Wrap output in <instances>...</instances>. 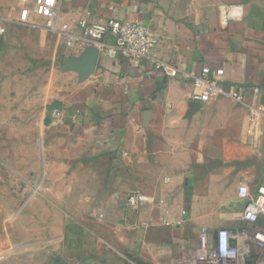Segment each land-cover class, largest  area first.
I'll return each instance as SVG.
<instances>
[{
    "label": "crops",
    "instance_id": "crops-1",
    "mask_svg": "<svg viewBox=\"0 0 264 264\" xmlns=\"http://www.w3.org/2000/svg\"><path fill=\"white\" fill-rule=\"evenodd\" d=\"M23 7L0 0V124L33 115L50 193L76 196L47 217L62 228L45 239L63 244L59 264H182L203 229L237 223L238 187L264 176V117L250 110H264V0H57L51 28L32 9L21 22ZM109 18L143 24L150 57L110 58L82 36L79 21ZM203 67L222 69L243 102L193 101L188 74ZM136 191L148 201L131 208Z\"/></svg>",
    "mask_w": 264,
    "mask_h": 264
},
{
    "label": "built area",
    "instance_id": "built-area-1",
    "mask_svg": "<svg viewBox=\"0 0 264 264\" xmlns=\"http://www.w3.org/2000/svg\"><path fill=\"white\" fill-rule=\"evenodd\" d=\"M25 3L20 11V21L26 23L32 9L45 19L46 27L51 28L57 10V0H21ZM82 36L98 43L110 58L122 55L133 59L150 57L157 44L148 29L140 22H122L113 18L102 23H89L81 20L78 23ZM67 30V26L62 27ZM4 28L0 27V35ZM112 37L113 43H107ZM70 45V42H68ZM153 60V59H152ZM154 61V60H153ZM155 69L164 76L174 79L179 76L177 68L156 62ZM224 71H212L203 67L199 75L188 74L194 92L192 100L205 104L220 97L243 102V89L237 86H226L223 80ZM251 113L264 117V110L250 108ZM126 203L137 208L148 201L140 192L127 194ZM239 203L238 222L231 227H221L214 231L203 229L198 237L194 255L182 261V264H264V176L260 184L251 189L240 185L237 189Z\"/></svg>",
    "mask_w": 264,
    "mask_h": 264
},
{
    "label": "rangeland",
    "instance_id": "rangeland-1",
    "mask_svg": "<svg viewBox=\"0 0 264 264\" xmlns=\"http://www.w3.org/2000/svg\"><path fill=\"white\" fill-rule=\"evenodd\" d=\"M11 68L7 66V70ZM2 127L0 124V264H59L64 260L63 244L45 239L48 231L60 233L62 228L46 226L52 221L47 217L52 209L57 212L54 204L67 207L76 196H64L62 201V196L50 193L56 182L52 164L46 163L44 132L33 129V115H6L4 132ZM53 149L49 147L50 152Z\"/></svg>",
    "mask_w": 264,
    "mask_h": 264
},
{
    "label": "water",
    "instance_id": "water-1",
    "mask_svg": "<svg viewBox=\"0 0 264 264\" xmlns=\"http://www.w3.org/2000/svg\"><path fill=\"white\" fill-rule=\"evenodd\" d=\"M195 102H196V101H195ZM197 103H199V102H197ZM60 109H61V105H60L59 103H57V104H54V105L51 107L50 110L57 111V110H60ZM44 122H45V124L48 123V122H49V119L46 118V119L44 120Z\"/></svg>",
    "mask_w": 264,
    "mask_h": 264
}]
</instances>
